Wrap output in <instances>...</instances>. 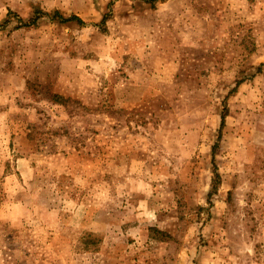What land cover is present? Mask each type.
<instances>
[{"label":"rangeland","instance_id":"rangeland-1","mask_svg":"<svg viewBox=\"0 0 264 264\" xmlns=\"http://www.w3.org/2000/svg\"><path fill=\"white\" fill-rule=\"evenodd\" d=\"M0 264H264V0H0Z\"/></svg>","mask_w":264,"mask_h":264},{"label":"trees","instance_id":"trees-1","mask_svg":"<svg viewBox=\"0 0 264 264\" xmlns=\"http://www.w3.org/2000/svg\"><path fill=\"white\" fill-rule=\"evenodd\" d=\"M153 1V0H152ZM159 1H164V0H159ZM60 21L62 23H68V22H77L78 24L82 25V22L80 19H78L77 17L73 16V17H70L69 19H62V18H59ZM37 20V19H34V21ZM31 24H34V22H32ZM53 100H55L56 102H59V103H62L63 100L57 96H53L52 97Z\"/></svg>","mask_w":264,"mask_h":264}]
</instances>
